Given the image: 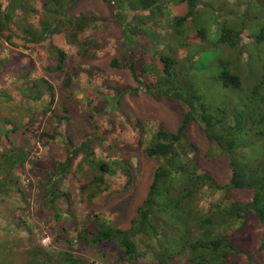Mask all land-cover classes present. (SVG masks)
Returning a JSON list of instances; mask_svg holds the SVG:
<instances>
[{"label":"trees","instance_id":"obj_1","mask_svg":"<svg viewBox=\"0 0 264 264\" xmlns=\"http://www.w3.org/2000/svg\"><path fill=\"white\" fill-rule=\"evenodd\" d=\"M81 1L0 0V104L23 106L15 118L0 113V264H14L16 256L22 264H95L72 252L85 248L99 251L109 262L103 252L107 249L118 264H139L144 257L157 264H174L179 258L184 264H232L231 256L241 253L236 234L253 217L264 226V0H103L114 6L123 28L120 57L110 66L127 70L135 86L116 90L100 114L114 107L111 113L116 115L120 98L141 91L182 110L174 132L141 126L145 136L139 145L157 167L127 228L118 227L107 212L90 215L80 203L100 199L109 191V179L120 171L131 183L137 160L103 156L90 140L76 146L59 129L61 121L53 134L44 131L38 137L42 142L61 136L64 161L36 164L31 152L11 138L22 127L34 126L37 117L50 115L56 94L45 78L17 69V58L3 43L24 50L51 44L55 62L50 67L65 76L68 91L81 73L79 67L66 68L70 48L83 58L95 54L102 49L97 29L112 21L95 10L74 13ZM179 7L185 8L183 14ZM56 36H62L63 48L52 44ZM11 75L24 80L15 93L7 92L6 77ZM69 101L63 105L68 113ZM193 124L210 143L209 155L228 162L227 183L200 166V151L190 140ZM93 127L100 129L97 121ZM37 169L45 183L43 200L36 203L25 187L28 172ZM70 175L84 182L77 211L70 210L65 183ZM231 190H251L253 197L250 202L226 198ZM32 204L35 209L30 211ZM39 218L43 227L36 223ZM40 228L50 232L59 251L42 245ZM248 264L264 263L248 254Z\"/></svg>","mask_w":264,"mask_h":264},{"label":"rangeland","instance_id":"obj_2","mask_svg":"<svg viewBox=\"0 0 264 264\" xmlns=\"http://www.w3.org/2000/svg\"><path fill=\"white\" fill-rule=\"evenodd\" d=\"M90 10H95L101 17L112 21L108 24H101L97 29L96 37L101 40L102 49L95 54L83 58L76 55L75 51L70 48V59L67 61L66 68L79 67L81 73L79 76H74L72 86L68 91L63 86L65 76L52 69L53 66L50 67L55 62L54 56L50 52L51 44L37 45L30 50H24L20 46L3 43L7 53H11L17 58V63H19L17 69L25 71L24 68H27L29 74L45 78L54 86L56 94V103L52 107L53 111L50 115L37 117L34 126L22 127L17 133L12 134L11 138L16 145L31 152V160L36 164L47 165L52 160L64 161L66 152L61 136L57 134L54 140L44 139L42 142L39 141L38 137V134L44 131L53 134L57 122L61 121L59 129L64 130L76 146L85 140H90L92 148L96 149L99 154L102 153L103 156L119 157L122 161H130L132 158L137 160L135 168H132L133 180L131 183H128L129 178L126 177L124 171H120L115 177L109 179V191L100 199L91 204L86 201L80 203V207L90 215L94 212H107L111 217L115 216L113 217L114 223L118 227L127 228L136 208L146 196L153 172L157 167V162L148 158L139 145L145 136L141 126L143 124L149 127L156 126L155 129L161 127L174 132L181 124L182 110L175 103L156 101L141 91L136 97L125 94L120 98L118 106L120 112H117L116 115L112 116L111 113L114 107H110L106 113L100 114L102 109L109 104L111 98L116 97V90L122 91L129 86H135V84L127 70L110 66V62L115 56L120 57L118 40L121 38L123 30L116 17V9L103 0H83L74 7L73 12L80 13ZM184 11V7L178 8L180 14H183ZM90 34L88 32L87 36ZM64 43L62 36H56L52 40V44L62 48ZM24 54L29 59L22 57ZM12 76L6 77V87L7 92L15 93L16 88L24 84V80L15 81ZM94 81L95 83H91ZM68 98H70L67 105L70 110L69 113L63 110V105ZM48 99H44L42 102L46 103ZM16 105L19 106L15 107ZM20 105L21 103L9 105L2 102L0 113L15 118L23 107ZM38 108H43V105ZM59 117H68L69 119L63 120ZM125 119L126 121H124ZM137 120L141 121L140 124L136 122ZM96 121L100 128L98 130L93 127ZM190 140L197 145L200 151V166L208 170L218 180L227 183L231 176L228 162L225 161V158L209 155L211 145L196 124L191 126ZM28 174L27 178H30V181L26 183L25 187L27 196L36 203L40 202L43 200L45 180L42 183L39 179H45V175L41 169H37L34 173L29 171ZM65 183L72 198L70 210L77 211L80 208L78 192L80 184L84 182L77 183L75 177L70 175ZM252 197L253 191L251 190H231L226 193V198L240 202H250ZM29 208L32 211L35 209V205L32 204ZM36 223L43 227L40 218ZM68 226L71 227L72 224L70 223ZM39 235L40 242L45 248L52 246L54 250L59 251V244L57 241H53L50 232L40 228ZM263 237L264 226L256 217L250 218L246 226L234 237L235 245L241 253L232 255L231 263L248 264V254H253L255 262L264 263V253H256ZM68 250L70 251V247ZM72 252L87 263L118 264L115 261L116 257L107 249H104L103 252L108 256L109 262L104 259L99 251L93 248L73 249ZM22 263L20 256L14 258V264ZM139 264L157 263L153 262L150 257H144L139 261ZM174 264H184V261L179 258Z\"/></svg>","mask_w":264,"mask_h":264}]
</instances>
